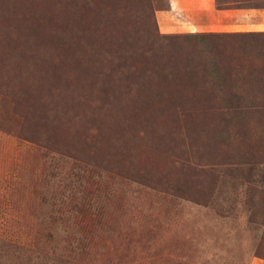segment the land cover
Returning <instances> with one entry per match:
<instances>
[{
	"label": "rangeland",
	"instance_id": "rangeland-1",
	"mask_svg": "<svg viewBox=\"0 0 264 264\" xmlns=\"http://www.w3.org/2000/svg\"><path fill=\"white\" fill-rule=\"evenodd\" d=\"M166 5L0 0V264L264 260V30Z\"/></svg>",
	"mask_w": 264,
	"mask_h": 264
},
{
	"label": "crops",
	"instance_id": "crops-1",
	"mask_svg": "<svg viewBox=\"0 0 264 264\" xmlns=\"http://www.w3.org/2000/svg\"><path fill=\"white\" fill-rule=\"evenodd\" d=\"M155 16L163 33L264 30V7L247 6L238 1L167 0L166 7L156 10ZM254 264H264V260H256Z\"/></svg>",
	"mask_w": 264,
	"mask_h": 264
},
{
	"label": "trees",
	"instance_id": "trees-1",
	"mask_svg": "<svg viewBox=\"0 0 264 264\" xmlns=\"http://www.w3.org/2000/svg\"><path fill=\"white\" fill-rule=\"evenodd\" d=\"M196 35H198V34H195V35H193V36H196Z\"/></svg>",
	"mask_w": 264,
	"mask_h": 264
}]
</instances>
